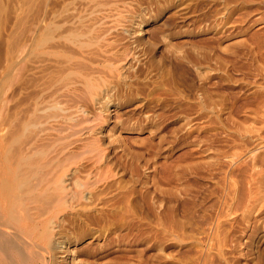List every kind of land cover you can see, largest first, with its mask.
<instances>
[{
    "label": "rangeland",
    "instance_id": "1",
    "mask_svg": "<svg viewBox=\"0 0 264 264\" xmlns=\"http://www.w3.org/2000/svg\"><path fill=\"white\" fill-rule=\"evenodd\" d=\"M27 1L0 0V109L8 33L30 1L39 13ZM123 13L125 70L68 148L98 200L65 216L68 264H264V0H130Z\"/></svg>",
    "mask_w": 264,
    "mask_h": 264
},
{
    "label": "bare ground",
    "instance_id": "2",
    "mask_svg": "<svg viewBox=\"0 0 264 264\" xmlns=\"http://www.w3.org/2000/svg\"><path fill=\"white\" fill-rule=\"evenodd\" d=\"M38 1L39 13L31 16L30 1L21 32L13 26L8 33V80L2 85L9 109H0V264H68L65 216H85L97 200L95 182L75 176L68 148L87 131L81 126L87 119L78 114L97 100L104 104L112 73L128 60L119 59L116 29L130 0Z\"/></svg>",
    "mask_w": 264,
    "mask_h": 264
}]
</instances>
